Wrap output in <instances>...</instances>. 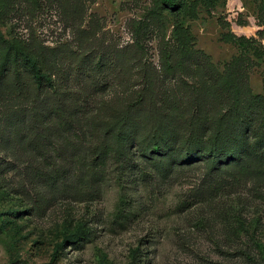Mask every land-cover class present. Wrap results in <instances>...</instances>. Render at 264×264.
Returning <instances> with one entry per match:
<instances>
[{
  "label": "rangeland",
  "instance_id": "1",
  "mask_svg": "<svg viewBox=\"0 0 264 264\" xmlns=\"http://www.w3.org/2000/svg\"><path fill=\"white\" fill-rule=\"evenodd\" d=\"M172 1L0 0V79L6 64L9 77L30 80L25 57L34 54L43 65L38 48L83 46L98 73L97 100L122 91L119 68L127 72L126 92L153 71L159 98L176 106L178 120L211 90L204 109L212 125L226 110L225 68L242 60L249 92L262 102L254 115L264 118V0ZM180 39L197 55L176 66L168 57ZM104 52L113 56L100 74ZM74 80L73 88L85 83L95 94L88 80ZM25 96L23 104L33 97ZM6 137L0 132V264H249L248 254L264 257V187L253 180L210 172L202 162L163 174L138 155L120 165L108 160L85 178L88 158L68 157L60 140L52 157H30L8 147Z\"/></svg>",
  "mask_w": 264,
  "mask_h": 264
},
{
  "label": "trees",
  "instance_id": "2",
  "mask_svg": "<svg viewBox=\"0 0 264 264\" xmlns=\"http://www.w3.org/2000/svg\"><path fill=\"white\" fill-rule=\"evenodd\" d=\"M165 4L174 7L172 0H165ZM76 34L82 46L86 34L80 30ZM34 53L43 54V65L34 54L25 57L30 80L25 75L9 77L8 65L1 67L0 132H9L6 144L12 150L29 152L30 157H52L49 151L54 150L56 139L61 142L59 150L68 157L88 158L82 164L85 178L92 179L108 160L120 165L138 155L163 174L175 166L202 162L210 172H224L237 181L250 179L264 187V118L254 115L262 102L249 92L247 66L242 60L226 66V88L222 92L226 110L208 125L204 104L211 96L209 89L194 101V110L182 121L178 120L176 106L169 102L165 105L159 98L161 80L156 72L146 71L140 89L126 92L127 72L121 67L116 80L122 91L112 100H97L94 80L98 73L91 71L90 57L83 46L79 52L61 48L45 53L38 48ZM109 55L113 56L105 52L99 56L96 67L100 74L111 64ZM195 55L180 39L168 60L173 58L178 66ZM201 60L204 74L216 82L214 69ZM74 78L88 80L95 94L87 93L85 83L80 86L83 88H73ZM26 94L33 97L23 104ZM246 257L249 264L264 263L260 253V258Z\"/></svg>",
  "mask_w": 264,
  "mask_h": 264
}]
</instances>
